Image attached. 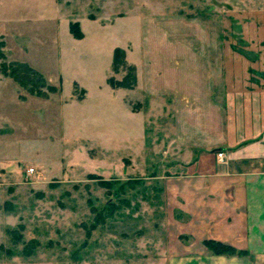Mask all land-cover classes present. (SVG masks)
Listing matches in <instances>:
<instances>
[{
  "label": "rangeland",
  "instance_id": "1",
  "mask_svg": "<svg viewBox=\"0 0 264 264\" xmlns=\"http://www.w3.org/2000/svg\"><path fill=\"white\" fill-rule=\"evenodd\" d=\"M250 8L264 0H0V67L27 63L47 84L38 96L0 72V264H168L197 242L160 178L180 170L167 158L171 101L108 79L148 50L230 47V21ZM117 48L131 58L115 73ZM205 241L195 247L216 255Z\"/></svg>",
  "mask_w": 264,
  "mask_h": 264
},
{
  "label": "crops",
  "instance_id": "2",
  "mask_svg": "<svg viewBox=\"0 0 264 264\" xmlns=\"http://www.w3.org/2000/svg\"><path fill=\"white\" fill-rule=\"evenodd\" d=\"M230 22V47L225 36L216 49L148 50L141 66L131 60L135 89L152 104L171 101L167 158L180 170L160 178L173 222L197 241L179 242L181 256L167 257L168 264H264V10L242 9ZM122 105L142 118L144 137L142 111H133L126 97ZM113 141L109 145L119 144ZM219 152L226 154L223 162ZM206 239L247 255L218 256L195 247Z\"/></svg>",
  "mask_w": 264,
  "mask_h": 264
},
{
  "label": "trees",
  "instance_id": "3",
  "mask_svg": "<svg viewBox=\"0 0 264 264\" xmlns=\"http://www.w3.org/2000/svg\"><path fill=\"white\" fill-rule=\"evenodd\" d=\"M70 31L75 38L80 39L83 37L82 35L75 33V31L73 30V25H70ZM126 62L127 60H126L125 52L122 49L117 48L114 51V56H113V63H112L113 72L117 73L118 66L119 65L124 66ZM0 72H2L4 75L13 78L25 89H28L30 93H36V95L38 96H43V94L41 93L42 89L40 88L47 85L46 80L41 73L36 71L30 65L26 63L3 64L0 67ZM108 82L113 88L123 87L125 89H132L137 83L135 67L134 66L129 67L128 74L125 75L122 82H118L115 80V78L112 77L108 79ZM48 89L51 92H56V89L53 86H48ZM111 183H112L111 181L104 182L105 185H110ZM205 245L216 255H239V256L247 255V252L237 251L232 247L217 241H212V240L205 241ZM27 255L30 254L27 253Z\"/></svg>",
  "mask_w": 264,
  "mask_h": 264
},
{
  "label": "built area",
  "instance_id": "4",
  "mask_svg": "<svg viewBox=\"0 0 264 264\" xmlns=\"http://www.w3.org/2000/svg\"><path fill=\"white\" fill-rule=\"evenodd\" d=\"M217 158H218L219 161L223 162L225 160V158H226V154L224 152H219L218 155H217ZM34 173H35V169L34 168H30L27 171V176L31 177V176L34 175Z\"/></svg>",
  "mask_w": 264,
  "mask_h": 264
}]
</instances>
